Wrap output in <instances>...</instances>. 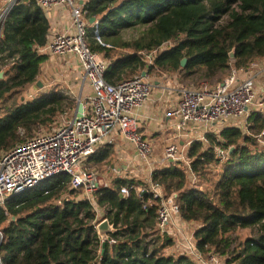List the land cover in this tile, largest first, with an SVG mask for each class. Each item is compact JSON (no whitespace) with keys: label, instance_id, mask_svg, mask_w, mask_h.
Listing matches in <instances>:
<instances>
[{"label":"trees","instance_id":"obj_1","mask_svg":"<svg viewBox=\"0 0 264 264\" xmlns=\"http://www.w3.org/2000/svg\"><path fill=\"white\" fill-rule=\"evenodd\" d=\"M83 3L88 19L99 21L102 42L95 38L91 24L87 39L108 63L105 77L111 83L144 71L180 72L185 78L218 81L232 67L248 69L255 59L264 57V0ZM50 28L37 0H16L3 24L0 157L41 128L51 127L65 112L76 110L75 98L59 90L18 101V94L41 75L49 55L40 49L49 41ZM129 29L140 33L127 39L122 33ZM233 49L236 53L231 59ZM183 58L188 60L185 67ZM260 138L264 139V112L253 111L247 132L230 125L209 134L208 142L195 140L188 150L191 170L184 162L169 161L152 174V180L163 184L168 193H178L182 220L199 224L194 233L198 248L228 256V264H264V146ZM218 147L234 149L224 159ZM113 154L111 145L103 146L89 157L88 164L101 169ZM210 164L222 165L213 185L207 190L191 187V173H207ZM124 186L129 195H122ZM78 191L82 190L71 188L69 174H58L0 206L1 263L196 264L185 254L164 253L172 239H163L158 229L157 199L149 192V183L114 175L96 193V204L106 210L103 219L116 228L104 253L97 229L102 220L93 201L74 197ZM239 229H251L253 236L233 247L238 239L233 234Z\"/></svg>","mask_w":264,"mask_h":264},{"label":"built area","instance_id":"obj_2","mask_svg":"<svg viewBox=\"0 0 264 264\" xmlns=\"http://www.w3.org/2000/svg\"><path fill=\"white\" fill-rule=\"evenodd\" d=\"M15 1L10 0L7 6L0 7V35ZM37 2L45 11L60 5L69 10L72 29L53 35L50 31L49 41L40 51L56 57L74 56L81 65L84 84L91 88V92L85 96L86 100L83 99L81 118L50 132L36 134L2 154L0 206H4L12 196L32 190L45 180L64 173L71 176V188L85 192L88 196L83 198L96 200V193L109 181L104 182L100 172L89 166L88 159L99 148L112 144L114 135L119 134L132 143L137 156L147 162L142 164L149 167V192L157 199V226L161 233L174 240L179 238L183 249L181 254L187 255L196 264H224L225 256L213 251L204 253L198 248L194 236L186 235L177 201L178 193H168L163 184L152 180L157 167L150 163V157L154 155L155 146L140 132L139 111L151 100L152 91L160 87V82L148 78L145 71L118 83L107 81L108 63L90 47L87 39L88 25L91 24L95 38L102 42L99 21L88 19L84 0ZM166 45L168 43L163 47ZM231 69V73L220 82L207 84L208 81H204L205 84L199 88L182 86L179 89L177 103L166 114L176 120L179 134H166L161 163L184 162L191 170L188 150L195 140L208 142L209 134L219 133L230 125L247 132L250 113L264 112V100L259 97L257 88L258 74L264 68L256 72L246 70L251 73L248 77H241L240 70L235 67ZM182 136L189 140L180 147L178 139ZM217 149L226 159L232 147ZM191 175V181L195 183L198 175ZM121 193L129 195V188L122 187ZM2 237L0 230V239Z\"/></svg>","mask_w":264,"mask_h":264},{"label":"rangeland","instance_id":"obj_3","mask_svg":"<svg viewBox=\"0 0 264 264\" xmlns=\"http://www.w3.org/2000/svg\"><path fill=\"white\" fill-rule=\"evenodd\" d=\"M9 2H10V0H2V7L7 6L9 4ZM226 18L227 17H225V19ZM139 29H143V28H139ZM139 29H129V30L123 31L122 34L124 35L125 38L131 39V38L138 36V34L140 33ZM168 45H170V44L168 43ZM168 45H166L163 48H166ZM100 55L103 56L102 53H100ZM263 68H264V57H259V58L255 59L249 65L248 69H240V76L241 77H248V75L251 74V73L246 72V70L256 72V71H258V69H263ZM231 71H232V69L228 70L227 73L225 75H223V79L226 78L231 73ZM146 76L152 80L160 81L161 85L163 84L166 87L165 88L166 90L163 92L159 91L160 87H155L152 91V94H151L152 98L151 99H153L154 97H158L160 95L161 100L159 101V103L167 102L166 103V105H167L170 101L169 106H171V107L173 106L172 105L173 101L177 103L176 99L178 100L179 89L182 86L199 88L202 85H204L205 84L204 81H206L205 79L185 78L184 75L180 72H164L163 74L146 73ZM223 79L218 80V81H215V80L214 81H208L209 83L207 81L206 82H207V84H214V83L222 81ZM257 81H258L257 88H258V92L260 93L259 97L262 98V100H264V89H263L264 88V71H261L258 74ZM39 82H40V84H39ZM88 88H89V86L84 84L81 69H80L78 64L76 65V59L74 58V56L56 57L55 55H49L48 58L42 64V72H41V75L39 76L38 80L35 83L28 85L26 88H24L18 94V101H24V100L31 99L43 91L45 92V91H50V90H59V91L63 92L65 95L75 98V100L78 104L79 99L83 100V98L85 96V92L88 90ZM261 89H263V90H261ZM148 104H147V106H148ZM74 116H75V110L65 112L56 121H54L52 123L51 127H49L48 129H45V127H43L40 130H38V134L50 132L54 129L60 128L61 126H64V125L70 123L74 119ZM142 130H143V128H140V132H142ZM22 133H23V131H22ZM156 139H158V138H156ZM181 141L183 143H181ZM178 142L180 143V147H182L184 145V143H186V138H184L182 136L178 139ZM259 144L261 146H264V139H262V141H259ZM159 146L160 147L157 148L155 154L152 157H150V163H158V162H156L157 159L160 160L163 157L165 142L163 144V142L161 141ZM111 147L114 150V154H113L112 159L108 163L103 164L101 166V169L98 168L97 166H90L91 168L97 169L100 172L101 176L112 172L113 170H111V169L114 166L113 164H115V163L116 164H118V163H147L145 160L140 159L137 156L136 147L132 143L125 141V142H121L120 147H117L116 144H112ZM120 148H122V152H123V154H125V156L120 154L118 151H116V150H119ZM209 168L210 169L207 173L201 172V174H198V178H197V180H195V183H193L190 180L189 185L191 187H198V188H202L204 190H207L208 187L213 185V183H214V181H216L217 177L220 176L219 172L222 171V165L221 164H216V165L210 164ZM133 177L137 178V180H139L143 183L148 184L149 172H148V170H145L143 172L138 173V176H133ZM103 180L105 183H107L109 181L108 179H105V178ZM87 196L88 195L85 192H83V191L79 192L78 191L74 197L75 198L76 197L83 198V197H87ZM93 202L95 205V209L98 213V216H97L98 219L104 220L103 216H104V213L106 211L105 208L98 206L96 204L97 203L96 200H93ZM181 221H182V224L184 226V231H185L186 235L188 237H193L195 230L197 229L198 226L196 228H192V226L186 225V222H183L184 220H182V218H181ZM196 224L199 225L198 223H196ZM233 236L238 238L237 242H235V244L233 245V247H234L236 245V243L239 244V243L245 241L248 237L253 236V231L251 229H239L233 234ZM162 237H163V239H166V238L169 239L170 238L169 235H167V234L163 235ZM149 239H151V238H149ZM170 239H172V238H170ZM175 239L176 240H174V239L171 240L172 241L171 244L166 245V247L164 249V253L178 255V254H181V252H183V249L178 242L179 238H175ZM228 259H229V257L225 256L224 264H228L227 263Z\"/></svg>","mask_w":264,"mask_h":264},{"label":"crops","instance_id":"obj_4","mask_svg":"<svg viewBox=\"0 0 264 264\" xmlns=\"http://www.w3.org/2000/svg\"><path fill=\"white\" fill-rule=\"evenodd\" d=\"M46 14L50 20V31L51 34L53 35L54 33H63L67 30L72 29L71 27V15L68 9H66L65 6L60 5L56 6L54 8L48 9L46 11ZM69 57V56H68ZM75 58V57H74ZM76 59V58H75ZM79 65L82 73V68L78 60L76 59V65ZM160 82V81H159ZM161 84V82H160ZM166 87L162 84L160 85V90L161 92L165 91ZM91 92V88L89 87L88 90L85 92V96ZM159 93V92H158ZM160 94V93H159ZM85 96L83 99H85ZM154 97V96H153ZM160 95L158 97H154L151 99L150 102H148V106H146L139 111L140 114V128H143L142 134L146 136V138L150 139L151 142L155 146V152L158 147H160V142L162 141L163 144L165 142V136L166 134H179V129L177 127V124L175 123L176 120L169 118L166 113L169 111L170 107V101L166 105L167 102L165 103H159ZM86 100V99H85ZM177 101V99H176ZM176 102L173 101L172 105H174ZM168 108V109H167ZM191 129L188 128L186 133L189 132ZM184 132V131H181ZM188 136V135H187ZM153 137V138H152ZM158 138V139H156ZM189 140V138L186 137V141ZM126 140L121 137L119 134L114 135V139L112 141V144H116L117 147L121 146V142H125ZM128 142V141H126ZM182 142V141H181ZM183 143V142H182ZM110 144V145H112ZM186 149V148H185ZM118 151L120 154L124 155L122 152V148H120ZM154 152V154H155ZM164 157V153H163ZM163 157L159 160L157 159L156 162L158 163H153L155 167H161L165 163H161L163 161ZM116 167V168H115ZM148 166L142 163H118L114 164L111 170L112 172L105 174L102 176L104 179H108L109 182L110 180L114 177V175H120L123 177L127 176H138V173L143 172L145 170H148ZM149 172V171H148ZM106 176V177H105ZM186 222V221H185ZM186 225L192 226V228H196L198 225L195 222H186Z\"/></svg>","mask_w":264,"mask_h":264},{"label":"water","instance_id":"obj_5","mask_svg":"<svg viewBox=\"0 0 264 264\" xmlns=\"http://www.w3.org/2000/svg\"><path fill=\"white\" fill-rule=\"evenodd\" d=\"M93 20H94V18L91 19V21H93ZM235 53H236L235 49H233L230 52L229 55H230L231 59H233L235 57ZM187 61H188L187 58L182 59L181 63H182L183 67L186 66ZM2 77H4L3 71L0 72V78H2ZM39 84H40V82H39ZM83 112H84V102H83V100L79 99L76 110H75L74 120H78L79 118H81L83 116ZM233 149L234 148L232 147V150ZM97 229H98V232H99V234L103 240L102 252L104 253L107 242H110L112 240L111 233L115 232L116 228L114 227V225L112 223H110V221L108 219H104L98 224ZM0 264H2L1 260H0Z\"/></svg>","mask_w":264,"mask_h":264}]
</instances>
